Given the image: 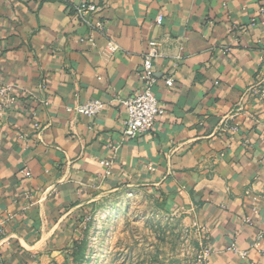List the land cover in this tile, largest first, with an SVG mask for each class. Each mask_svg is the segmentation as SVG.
Listing matches in <instances>:
<instances>
[{
	"label": "crops",
	"instance_id": "0c3cea01",
	"mask_svg": "<svg viewBox=\"0 0 264 264\" xmlns=\"http://www.w3.org/2000/svg\"><path fill=\"white\" fill-rule=\"evenodd\" d=\"M81 1L0 0V84L17 95L0 114V264H45L75 216L125 185L194 209L210 264H264V100L237 109L264 83V0H92L105 30L96 44ZM108 37L120 46L112 55ZM151 40L165 113L130 138L123 100L139 90ZM91 99L106 103L94 117L66 110Z\"/></svg>",
	"mask_w": 264,
	"mask_h": 264
},
{
	"label": "rangeland",
	"instance_id": "374dc122",
	"mask_svg": "<svg viewBox=\"0 0 264 264\" xmlns=\"http://www.w3.org/2000/svg\"><path fill=\"white\" fill-rule=\"evenodd\" d=\"M4 97L0 90V113ZM166 201L162 191L129 185L96 197L70 224L68 245L44 263L195 264L197 251L210 245L209 230L194 209L184 213Z\"/></svg>",
	"mask_w": 264,
	"mask_h": 264
},
{
	"label": "built area",
	"instance_id": "2783aa9c",
	"mask_svg": "<svg viewBox=\"0 0 264 264\" xmlns=\"http://www.w3.org/2000/svg\"><path fill=\"white\" fill-rule=\"evenodd\" d=\"M77 16L82 20L85 25L92 28V33L88 37V42L96 44V33L105 35V30L100 21L92 22L91 16L99 12L97 3L92 0H83L75 8ZM260 15L264 18V5L259 8ZM163 15H159L157 22L161 23ZM106 49L112 55L120 49V46L110 37L106 43ZM160 56L159 43L156 40H151L146 51L142 55L141 71L139 73L140 87L137 93L127 97L123 100L125 107L126 118L124 120L123 133L130 138L143 136L153 130L157 118L165 113V105L159 101L153 94V87L157 84L158 78L153 70L154 63ZM166 85L171 87L174 84L172 77L166 79ZM0 90L7 98L5 106L8 103H15L16 87L12 85H1ZM19 95V94H18ZM251 97H257L259 100H264V83L259 82L255 86L246 90L238 102V110L245 107L246 102ZM44 105L48 106L49 102L42 101ZM4 106V107H5ZM106 107V103L99 99H91L85 103H79L74 106L66 107L67 112L71 114H80L88 117H94L100 114ZM4 111L2 108L1 113ZM0 113V114H1ZM36 114L33 113L34 128L40 133L43 130L41 123L35 118ZM234 130L238 129V125H234ZM103 164L109 165L108 161H102ZM29 174V173H28ZM246 223H251L250 218L245 219ZM242 257H247L246 251H241ZM211 250L205 246L200 248L196 254L195 264H210L209 259ZM255 264V263H251Z\"/></svg>",
	"mask_w": 264,
	"mask_h": 264
}]
</instances>
